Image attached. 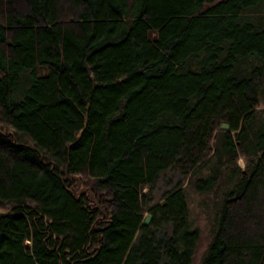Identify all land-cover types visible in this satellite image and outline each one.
I'll return each instance as SVG.
<instances>
[{
  "label": "trees",
  "instance_id": "obj_1",
  "mask_svg": "<svg viewBox=\"0 0 264 264\" xmlns=\"http://www.w3.org/2000/svg\"><path fill=\"white\" fill-rule=\"evenodd\" d=\"M170 168L264 264V0H0V264H191Z\"/></svg>",
  "mask_w": 264,
  "mask_h": 264
},
{
  "label": "rangeland",
  "instance_id": "obj_2",
  "mask_svg": "<svg viewBox=\"0 0 264 264\" xmlns=\"http://www.w3.org/2000/svg\"><path fill=\"white\" fill-rule=\"evenodd\" d=\"M237 162L241 166H244L245 161L242 155L238 156ZM187 177L188 176L182 175L176 168L165 170L159 175L156 181L152 199H159L164 191L172 188L179 181H182L183 184H185L187 189L186 197L189 206V213L190 216L194 217V223L199 226V236L192 255L191 264H200L204 250L212 238V218H214L213 208L217 204V198L208 193H198L194 190V184L189 185L187 183Z\"/></svg>",
  "mask_w": 264,
  "mask_h": 264
},
{
  "label": "water",
  "instance_id": "obj_3",
  "mask_svg": "<svg viewBox=\"0 0 264 264\" xmlns=\"http://www.w3.org/2000/svg\"><path fill=\"white\" fill-rule=\"evenodd\" d=\"M220 126L226 128V127H228V122L227 121H221ZM150 216H151L150 212H147L143 218V222L147 223L149 221Z\"/></svg>",
  "mask_w": 264,
  "mask_h": 264
}]
</instances>
